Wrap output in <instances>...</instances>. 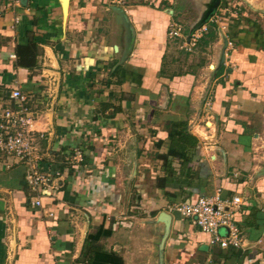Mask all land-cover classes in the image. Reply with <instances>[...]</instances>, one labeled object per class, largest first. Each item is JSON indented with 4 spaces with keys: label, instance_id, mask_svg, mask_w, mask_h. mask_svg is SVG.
Segmentation results:
<instances>
[{
    "label": "crops",
    "instance_id": "crops-1",
    "mask_svg": "<svg viewBox=\"0 0 264 264\" xmlns=\"http://www.w3.org/2000/svg\"><path fill=\"white\" fill-rule=\"evenodd\" d=\"M217 4L0 0V107L16 105L13 88L27 96L40 166L52 174L31 190L25 165L0 157V264H264V42L237 33L222 60L217 20L209 72L178 62L181 39L167 34L173 22H207ZM29 42L36 55L25 67L16 51ZM208 98L216 146L205 151L193 124ZM171 130L196 145L177 134L171 144ZM75 147L82 160L70 163ZM217 187L241 198L240 258L168 211Z\"/></svg>",
    "mask_w": 264,
    "mask_h": 264
},
{
    "label": "built area",
    "instance_id": "built-area-1",
    "mask_svg": "<svg viewBox=\"0 0 264 264\" xmlns=\"http://www.w3.org/2000/svg\"><path fill=\"white\" fill-rule=\"evenodd\" d=\"M123 3V2H120ZM217 16H212L198 28L183 35V26L178 22L171 23L167 32L169 38H180L182 47L190 51L199 39L208 32L211 24L216 23ZM9 98L16 103L11 106L0 107V157L17 160L25 165V179L31 190H38L47 185L52 174L46 167L40 166V157L36 152V137L32 129L33 113L27 104V96L18 88H13ZM211 98L205 102V109L201 123L193 124L200 128L201 145L204 150L215 149L216 123L211 111ZM69 162L82 160V150L75 147ZM55 175L60 171L55 170ZM233 177L238 173L233 172ZM241 202L238 195L228 196L221 187H217L212 194L200 195L194 202L179 201L168 206V211L177 213L182 219L188 220L194 227L206 233L208 244L226 251L230 248L243 251L246 248V237L236 223L233 212ZM39 205L36 199L33 202Z\"/></svg>",
    "mask_w": 264,
    "mask_h": 264
},
{
    "label": "rangeland",
    "instance_id": "rangeland-1",
    "mask_svg": "<svg viewBox=\"0 0 264 264\" xmlns=\"http://www.w3.org/2000/svg\"><path fill=\"white\" fill-rule=\"evenodd\" d=\"M217 3L218 8L214 14L218 17L219 22H225L223 27L225 36L223 33L220 35L223 45L227 41V45L223 48L224 52L228 47V42L231 41L230 38H235L237 33L248 36L252 40L256 36L261 42H264V0H217ZM184 18L185 20L189 19L186 16ZM182 24L185 28L183 35H186L190 30L188 29L189 23L183 21ZM223 28L220 27L222 30ZM218 37L216 26H214L199 39L190 51L182 47L181 40H176L174 41L176 53L173 56L177 55L175 58L178 62H190V65L195 67L194 69L205 67L209 72H212V59L207 57L208 55L211 56L221 46V44L215 45ZM209 64L210 67H208ZM176 68L172 67V70L175 72L177 71Z\"/></svg>",
    "mask_w": 264,
    "mask_h": 264
},
{
    "label": "trees",
    "instance_id": "trees-1",
    "mask_svg": "<svg viewBox=\"0 0 264 264\" xmlns=\"http://www.w3.org/2000/svg\"><path fill=\"white\" fill-rule=\"evenodd\" d=\"M215 25L216 24H211L209 29H208V32L210 31L211 28H214ZM16 53H17V61H18L19 65H22V66H25V67H30V66H32L34 64V58H35V55H36V46H35V44L33 42H29L26 46L17 47ZM176 134L180 135L179 138L177 137V143H179V141H180V139L182 137L187 136L188 140L193 139L194 146L196 145V139L195 138H191L190 135H185V133L182 134L181 132H178L177 130L169 131V136L171 138V144H172V142H174V136ZM169 151L170 152H174V149L169 148ZM179 151H180L179 152L180 155L184 158V155H186V153L184 151H182V149H180ZM226 252H227L226 256L228 254V256H231V257H234V258L235 257L240 258V255H241L240 254V250H236V249H233V248H230V249L226 250Z\"/></svg>",
    "mask_w": 264,
    "mask_h": 264
},
{
    "label": "water",
    "instance_id": "water-1",
    "mask_svg": "<svg viewBox=\"0 0 264 264\" xmlns=\"http://www.w3.org/2000/svg\"><path fill=\"white\" fill-rule=\"evenodd\" d=\"M118 13L120 14V15H122L123 13H122V11H118ZM204 23V21L203 22H200L199 24H197L196 26H194L193 28H190V30L189 31H192V30H194V29H196V28H198L201 24H203ZM227 45V41H225V43H224V46H226ZM224 57H225V53H224V51L222 52V60L224 59Z\"/></svg>",
    "mask_w": 264,
    "mask_h": 264
}]
</instances>
